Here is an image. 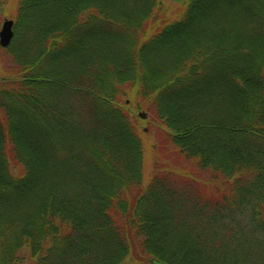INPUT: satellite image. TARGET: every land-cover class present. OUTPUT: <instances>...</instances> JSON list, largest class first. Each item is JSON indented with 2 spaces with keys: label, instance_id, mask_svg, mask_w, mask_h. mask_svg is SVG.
<instances>
[{
  "label": "trees",
  "instance_id": "1",
  "mask_svg": "<svg viewBox=\"0 0 264 264\" xmlns=\"http://www.w3.org/2000/svg\"><path fill=\"white\" fill-rule=\"evenodd\" d=\"M163 1L16 0L0 264H264V0ZM128 95L214 197L143 184Z\"/></svg>",
  "mask_w": 264,
  "mask_h": 264
},
{
  "label": "rangeland",
  "instance_id": "2",
  "mask_svg": "<svg viewBox=\"0 0 264 264\" xmlns=\"http://www.w3.org/2000/svg\"><path fill=\"white\" fill-rule=\"evenodd\" d=\"M16 0H0V27L4 19H14L16 13ZM164 7L169 6L170 12L173 14L177 7L175 3L164 0ZM167 11H162V14H166ZM256 54V53H254ZM13 68L9 57L5 50L0 49V77L2 73L8 72V69ZM129 96V95H128ZM127 96V97H128ZM129 107L132 118H137L140 122V129L143 137V184H146L155 170L165 171L169 176L165 175L169 181H177L181 186L190 184L196 190V194H201L203 197H214L212 196L213 188L212 182L208 176L193 167L190 163L182 162L173 156L170 149L164 144V136L162 132L156 127L153 121V116L143 108H139L138 105L134 106L132 103L134 99L128 97ZM139 101L142 99L137 98ZM140 114L144 116L141 117ZM191 189V192H194ZM29 260H26L24 264H29ZM147 264H151L148 262Z\"/></svg>",
  "mask_w": 264,
  "mask_h": 264
},
{
  "label": "water",
  "instance_id": "3",
  "mask_svg": "<svg viewBox=\"0 0 264 264\" xmlns=\"http://www.w3.org/2000/svg\"><path fill=\"white\" fill-rule=\"evenodd\" d=\"M13 37V20L11 19H4L1 27H0V46L5 48L7 47ZM143 117V114H140ZM157 264H164V263H157Z\"/></svg>",
  "mask_w": 264,
  "mask_h": 264
}]
</instances>
